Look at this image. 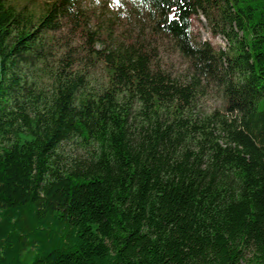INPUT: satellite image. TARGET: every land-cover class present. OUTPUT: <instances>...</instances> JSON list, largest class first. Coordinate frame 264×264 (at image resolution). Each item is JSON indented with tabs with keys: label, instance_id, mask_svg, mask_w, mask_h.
I'll return each instance as SVG.
<instances>
[{
	"label": "trees",
	"instance_id": "1",
	"mask_svg": "<svg viewBox=\"0 0 264 264\" xmlns=\"http://www.w3.org/2000/svg\"><path fill=\"white\" fill-rule=\"evenodd\" d=\"M112 4L0 0V264H264V0Z\"/></svg>",
	"mask_w": 264,
	"mask_h": 264
},
{
	"label": "rangeland",
	"instance_id": "2",
	"mask_svg": "<svg viewBox=\"0 0 264 264\" xmlns=\"http://www.w3.org/2000/svg\"><path fill=\"white\" fill-rule=\"evenodd\" d=\"M115 1L122 0H110V3H107L104 7H100L97 0H82V4L86 8L94 7L100 9L104 14H106L115 12L116 9L112 4ZM124 20V22L119 23L116 34H119L121 31L125 30L127 19L124 18ZM194 27L195 31L199 33V35L204 41L211 42L214 46L221 49H226L227 47H229L230 42L227 35L224 33L213 35L211 32L210 25L208 24V21L203 15H198L194 17ZM163 55L164 61L169 63L174 74H178L185 71L186 60L180 55H178L177 52L173 51L171 47L166 46L164 48ZM202 103L205 108L210 109L215 106H220L221 102L218 95L212 94L207 97H204Z\"/></svg>",
	"mask_w": 264,
	"mask_h": 264
}]
</instances>
